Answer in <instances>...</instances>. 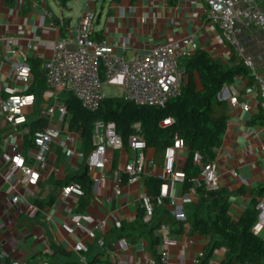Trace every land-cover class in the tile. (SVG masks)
<instances>
[{"label": "crops", "instance_id": "1", "mask_svg": "<svg viewBox=\"0 0 264 264\" xmlns=\"http://www.w3.org/2000/svg\"><path fill=\"white\" fill-rule=\"evenodd\" d=\"M112 1L106 8L105 1L101 3L94 33L99 32L102 40L116 43L113 50L116 56L131 60L136 53H146L156 45L191 38L200 50L223 65H235L242 60L221 39L219 31L212 29L204 0ZM261 2L264 10V0ZM55 4L58 11L48 0H0V83L6 80L10 64L14 61L8 55L11 47L2 37L13 39L16 43L14 47L24 48L25 43H30L32 47L29 64L33 68V75L29 89L34 94L29 95L33 96V103L22 110L27 122L42 118L41 110L54 100L53 92L45 87L43 69L52 56L53 44L65 40L67 50L74 48V36L68 29L78 23L82 11L75 16L72 10L69 12L68 8L61 6L60 0H55ZM83 9H88V6L84 5ZM63 23L67 27L65 36L60 32ZM18 27L23 29L21 35L17 33ZM237 37L243 48V58L251 60L255 69L264 74L263 32L249 21L242 20L237 25ZM194 78L200 88L197 73ZM248 85L246 78L237 77L221 91L219 98L227 102L229 117L222 143L215 150L214 163L219 188L231 194L229 214L232 219L237 220L255 203L257 222H262L259 236L264 238V192L261 195L252 192L264 186V112L258 93L245 94ZM234 90L239 94L238 101L248 106L247 111L229 105ZM2 99L3 95L0 94V101ZM45 122L46 127L61 128L56 118L45 119ZM8 129L10 127L0 106V136ZM12 129L18 139L22 138L23 145L28 129L22 128V124ZM79 144L80 147L72 155H67L57 143L52 144L50 153L45 155L47 164L41 179L35 185L18 183L13 189L3 180L10 161L5 152L6 146L0 145V264L12 261L24 264H88L95 257L100 262L110 264L119 261L150 264V237L147 233L138 236V231L130 227L136 220L140 197L147 193L145 178H157L162 172L163 159L155 157L154 149L147 147L142 152L146 160L144 174L133 183H128L127 175L123 174L120 193L115 194L110 174L121 172L123 166L136 155L127 146L119 151H108L105 180H100L102 173L98 171L90 173L87 168L83 171L91 180L97 178L98 181L92 182V200L78 211L79 199L73 196L62 199L57 197L56 192L65 186L67 173L78 171L85 161L79 156V151L83 153L81 139ZM23 153L27 162L33 163L27 156L37 154L38 149L34 146L23 147ZM176 154L175 170H181L188 152L182 147ZM150 160H154V163ZM21 177V173L16 172L15 182ZM163 185L167 188V196L176 198L182 212L196 200L193 195L183 194L182 184L165 181ZM16 195L20 199L13 207L11 198ZM168 208L172 212L169 205ZM114 219L126 225L127 231L135 236L112 239L110 231L115 229ZM97 220L102 221L106 229L102 234L94 232L92 237H87L80 230L69 236L61 228L63 223H67L75 228L81 224L93 229ZM188 230L189 225L184 224L181 231L176 226H168L163 233L158 229L154 232L160 238L155 251L159 255L162 250H167V264H195L198 255L207 248V238L189 235ZM107 234L106 240L111 241L108 248L102 242ZM79 239L87 245L86 253L73 250ZM225 252L223 247L215 249L211 256L212 264H220Z\"/></svg>", "mask_w": 264, "mask_h": 264}, {"label": "built area", "instance_id": "2", "mask_svg": "<svg viewBox=\"0 0 264 264\" xmlns=\"http://www.w3.org/2000/svg\"><path fill=\"white\" fill-rule=\"evenodd\" d=\"M98 0H86L85 6L90 2L97 3ZM207 6V15L212 23V29L219 31L223 39L233 50L234 54L242 58L243 64L249 70L253 83L245 88V94L258 93L260 106L264 112V74L258 72L252 61L243 58V48L237 37V25L242 20L261 30L264 34V10L261 0H204ZM97 12L95 10L83 9L78 23L70 27L68 32L74 36V48L67 50L65 40H59L52 46V56L45 62L44 79L45 87L52 91L54 100L46 108L42 109L40 116L45 119L56 118L61 124V128L46 127L34 133V147L38 149L37 154H28L33 163H28L23 153L22 138L16 137L12 127L23 124L26 119L22 110L33 103V96L27 92L32 79L31 66L29 64L32 47L30 43H25L24 48L14 47L16 43L13 39L2 37V40L11 48L8 55L14 59L10 64L6 80L0 83V94L3 95L1 111L11 129L0 145L6 146V155L9 157V168L3 180L12 189L16 184L24 183L35 185L42 177V171L46 170L45 155L50 153L51 145L57 143L67 155H72L80 147V136L69 130V114L66 104L60 100V95L71 93L81 104L90 111H96L102 100L105 98L103 86H117L121 90L120 97L124 101L132 102L136 106L143 107H163L169 100L177 98L181 94L184 69L182 60L190 57L199 49L198 44L191 38L182 41L171 42L163 45H156L146 53H136L131 60H126L113 54L116 43L105 40L95 41L91 38L95 31L97 22ZM17 33L22 34V27L17 28ZM123 47V43H119ZM238 92L233 91L229 99V105L233 108L239 107L243 111L248 110L245 103L238 101ZM171 120L162 122L161 126L170 125ZM62 138V139H61ZM94 147L86 158L81 151L79 156L85 159L88 172H100V180L107 178L105 175L107 152L119 151L125 147L123 140L117 132L113 121L98 122L95 124ZM183 147V142L176 140L173 146L166 148L163 158L162 172L157 178L164 181L182 184L184 174L180 170H175L177 150ZM127 148L135 153L132 161L127 162L121 172H112L110 179L113 182V191L120 193L123 183V174L127 175V182L133 183L144 174L146 160L142 152L146 149V143L140 134L135 133L129 136ZM193 162L199 167V174L194 180L195 187L203 184L209 190L219 188L218 177L214 161L203 163L198 152L193 154ZM20 172L22 177L16 181V172ZM235 175V173H233ZM97 178L92 182H97ZM166 186L163 185L160 195L155 198V204L161 205L163 198L168 199V205L172 208V216L179 221L184 220V214L177 203L176 198L168 197ZM84 194L82 187L77 183L65 185L57 189L56 195L59 198L75 197L80 199ZM190 195L196 197L195 188H191ZM18 195L11 198V205L14 207L19 202ZM140 205L145 209L144 222L151 219L153 201L142 194ZM121 223L114 219V227L119 228ZM62 230L69 236L74 235L77 230L83 232L87 237H92L94 232L104 233L105 225L97 220L93 229H89L81 224L76 228L63 223ZM262 222H256L251 232L260 235ZM161 233L168 230V226L163 224L158 229ZM73 250L79 253L88 251L87 245L82 239L77 240ZM167 250H162L159 254V263L167 264ZM202 253L198 255L195 264H198ZM150 264L156 261L150 257ZM9 264H24L19 261H12ZM116 264H128L119 261ZM208 264H212L211 259Z\"/></svg>", "mask_w": 264, "mask_h": 264}, {"label": "trees", "instance_id": "3", "mask_svg": "<svg viewBox=\"0 0 264 264\" xmlns=\"http://www.w3.org/2000/svg\"><path fill=\"white\" fill-rule=\"evenodd\" d=\"M66 7V2L64 0ZM118 1V0H114ZM135 2L136 0H130ZM103 2V1H102ZM104 4V3H103ZM66 24L60 26V32L66 35ZM91 38L101 41L99 32L92 34ZM184 69L181 94L169 100L163 107L136 106L132 102L124 101L121 97L104 98L99 108L90 112L84 109L79 101L71 94L65 93L62 100L68 109L69 130L78 134L81 139L84 158L93 145L95 124L98 122L113 121L117 132L121 136L125 147L130 135L138 133L146 143V148H153L155 157L164 158L166 148L173 146L176 140L183 142L187 150L181 172L184 174L182 183L183 194H189L195 188L196 200L183 210L184 220L179 221L170 215L168 199L163 198L162 204H155L154 200L160 195L165 183L159 178L146 177L147 196L153 201L150 221L144 223L145 209L138 207V214L130 229L137 230L138 236L147 233L150 237L149 252L151 257L159 263V255L155 246L160 238L154 232L163 224L178 227L183 230L184 224L189 225V235H199L207 238L209 244L202 253L198 264H208L212 252L223 247L226 252L220 264H264V238L254 235L251 230L257 222L256 204L246 209L235 220L229 214L231 194L224 189L209 190L203 184L195 187L194 180L199 174V167L193 162V154L198 152L203 163L215 159V150L221 145L228 121V104L221 100L218 94L223 87L232 83L237 77L246 78L249 85L253 83L249 70L239 61L235 65H223L213 60L208 53L198 49L190 57L181 62ZM31 66V65H30ZM33 75V68L31 66ZM197 73L200 88L196 85L194 74ZM45 82V79H44ZM28 94H34L31 89ZM36 101V100H35ZM170 119V125L161 126L164 120ZM47 126L45 119L38 118L31 122L25 121L22 128L28 129L24 135L25 149L34 146L33 136L38 130ZM11 129L4 132L0 139L11 133ZM154 163V160H150ZM163 164V160L162 163ZM85 161L78 171L67 173L66 184H79L84 194L79 199L77 210H82L92 200V180L87 173ZM258 195L264 192V186L252 191ZM128 227L121 224L119 228L111 230L112 239H129L134 235L127 231ZM103 237L105 247H110L111 241ZM88 264H110L100 262L95 257Z\"/></svg>", "mask_w": 264, "mask_h": 264}, {"label": "rangeland", "instance_id": "4", "mask_svg": "<svg viewBox=\"0 0 264 264\" xmlns=\"http://www.w3.org/2000/svg\"><path fill=\"white\" fill-rule=\"evenodd\" d=\"M50 5L56 10L58 11V7L55 4V0H48ZM103 0H98L97 3L94 2H90V4L88 5V9L90 10H95L97 13H99L100 11V5L102 3ZM105 4L104 7L106 8L109 5H111L113 3L112 0H104ZM86 0H68L66 2V8H68L70 12V10H72L73 14L76 16V14L80 11H82L84 5H85ZM102 92L104 94V96L106 98H115V97H120L121 91L120 89L116 88V87H112L110 85H104L102 88Z\"/></svg>", "mask_w": 264, "mask_h": 264}, {"label": "water", "instance_id": "5", "mask_svg": "<svg viewBox=\"0 0 264 264\" xmlns=\"http://www.w3.org/2000/svg\"><path fill=\"white\" fill-rule=\"evenodd\" d=\"M60 4L63 7L65 5V1L64 0H60ZM221 95V92L218 94V97Z\"/></svg>", "mask_w": 264, "mask_h": 264}]
</instances>
